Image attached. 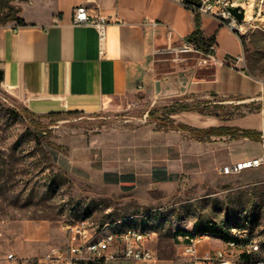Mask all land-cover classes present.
Here are the masks:
<instances>
[{
  "label": "rangeland",
  "instance_id": "rangeland-1",
  "mask_svg": "<svg viewBox=\"0 0 264 264\" xmlns=\"http://www.w3.org/2000/svg\"><path fill=\"white\" fill-rule=\"evenodd\" d=\"M233 1L246 14L237 34L243 36L247 70L263 85L253 102L213 96L192 102L176 95L162 99L159 87L116 100L99 113L48 117L32 113L0 87V264H8L12 253L21 264L25 259L38 264L51 247L61 244L63 226L84 218L98 226L152 228L157 235L151 247L160 264L181 260L178 236L211 232L209 226L248 230L264 256V165L223 175L224 166L213 162L215 153L224 152H201L203 142L212 137L200 142L176 128L183 124L205 130L200 118L209 115L164 114V108L180 102L223 118L264 105V0ZM124 5L135 8L134 0H124ZM138 9L151 18L157 10L166 16L179 14L172 5L152 0L142 1ZM169 46L157 54L158 71L181 70L182 57H188L187 64L196 61L197 54L182 52L175 41ZM217 104L220 109L214 108ZM255 142L263 148L261 139ZM153 170L158 176H152ZM104 172L134 175V185L104 181ZM209 245L218 243H203Z\"/></svg>",
  "mask_w": 264,
  "mask_h": 264
},
{
  "label": "crops",
  "instance_id": "crops-1",
  "mask_svg": "<svg viewBox=\"0 0 264 264\" xmlns=\"http://www.w3.org/2000/svg\"><path fill=\"white\" fill-rule=\"evenodd\" d=\"M142 1L148 0H134L133 9L125 7L124 0L23 3L21 18L25 25L14 22L0 26V70L4 73L1 89L41 116L99 113L116 100L140 92L150 94L154 88L157 90V84L162 99L175 95L186 102L210 96L242 98L244 102L258 99L263 85L247 70L244 44L236 32L216 18L201 16L206 35L216 37L214 55L192 51L197 54L193 64L182 57L185 64L181 70L158 71L156 57L163 45L169 43L172 48L175 41L180 49L188 47L185 38L195 30V12L170 0H152L172 5L179 14L166 16L157 10L151 18L138 9ZM81 5L109 21L105 38L94 26H73V11ZM153 22L160 24L159 29H153ZM168 28L174 31L171 38ZM200 123L204 129L231 127L264 136V105L259 111L231 118L201 116ZM203 143L201 152H224L223 156L215 153V166L235 164L263 152L259 142L247 138L219 136ZM151 174L158 176V171ZM127 175L131 174L104 172L102 177L104 181L128 185Z\"/></svg>",
  "mask_w": 264,
  "mask_h": 264
},
{
  "label": "built area",
  "instance_id": "built-area-1",
  "mask_svg": "<svg viewBox=\"0 0 264 264\" xmlns=\"http://www.w3.org/2000/svg\"><path fill=\"white\" fill-rule=\"evenodd\" d=\"M201 16H207L221 20L232 32L242 33L243 22L236 20L229 9L239 7L240 4L233 0H170ZM233 1V2H232ZM73 26H94L98 29L102 38H105V30L109 21L100 15H94L86 6H78L73 11ZM153 29L160 27L158 22L152 23ZM171 38L174 31L167 30ZM170 48L162 51H169ZM182 52L197 51L188 44L181 49ZM142 86H140V89ZM264 152V136L261 137ZM264 165V153L256 158L243 160L235 164L224 166L221 169L223 175L239 174L246 170L258 169ZM215 234L189 232L181 234L177 238L181 249L180 261L171 264H229L228 253L220 252V226ZM63 238L61 244L51 247L38 261V264H111L124 261L141 264H160L156 250L151 247L156 232L149 227H120L118 224L105 223L95 225L90 218H84L75 224H65L62 228ZM237 236L240 233H237ZM216 241L217 247L209 245L204 247V242ZM247 250L258 251L252 242L251 236H246ZM8 264H21L22 260L15 254H9L6 258ZM23 264H30L25 259Z\"/></svg>",
  "mask_w": 264,
  "mask_h": 264
},
{
  "label": "trees",
  "instance_id": "trees-1",
  "mask_svg": "<svg viewBox=\"0 0 264 264\" xmlns=\"http://www.w3.org/2000/svg\"><path fill=\"white\" fill-rule=\"evenodd\" d=\"M30 0H0V26H6L10 23H18L20 25H25L24 21L21 18L22 14V7L21 5L23 3H28ZM195 17V30L193 33H191L189 36L185 38V42L187 44L193 45L196 50L200 53H203L204 55H214V47L217 45L216 43V37L215 36H207L205 31L202 28V17L200 14L194 13ZM242 43H243V36H239ZM197 106L188 104V103H175L174 105L170 107L164 108V114L171 116L176 115L182 112H198L202 115H209V116H215L217 118H221V116L217 113H206L205 109L196 108ZM215 109H220V105L217 104L214 107ZM261 109V106H258L254 110H251L250 112L259 111ZM74 114H78L79 112H72ZM61 114V113H60ZM60 114H50L48 117L52 116H59ZM244 115V114H242ZM239 115V116H242ZM232 116H229L230 118ZM178 130L181 131H187L189 133H192L194 137L200 142L209 140L210 137L213 136H230L232 139L237 138H247L253 141H260L262 135L250 130H244V129H238V128H231V127H219V128H210V129H194L189 126L178 124L177 127ZM125 178H128L131 187L134 185L135 176L134 175H127ZM209 229H212L211 232H204L195 231L196 234L199 233H210L215 234L219 229L218 226H209L207 227Z\"/></svg>",
  "mask_w": 264,
  "mask_h": 264
},
{
  "label": "bare ground",
  "instance_id": "bare-ground-1",
  "mask_svg": "<svg viewBox=\"0 0 264 264\" xmlns=\"http://www.w3.org/2000/svg\"><path fill=\"white\" fill-rule=\"evenodd\" d=\"M237 233L243 236H237ZM246 236H251L258 251L247 250V245H244ZM220 239H227V242L220 240V252L232 255L229 258V264H264L263 250L259 240L248 230L238 228L220 230Z\"/></svg>",
  "mask_w": 264,
  "mask_h": 264
},
{
  "label": "water",
  "instance_id": "water-1",
  "mask_svg": "<svg viewBox=\"0 0 264 264\" xmlns=\"http://www.w3.org/2000/svg\"><path fill=\"white\" fill-rule=\"evenodd\" d=\"M232 16L238 20L239 22H243L245 20V11L242 7H232L229 9ZM4 80V73L0 70V83ZM159 89V85L157 84V91Z\"/></svg>",
  "mask_w": 264,
  "mask_h": 264
}]
</instances>
